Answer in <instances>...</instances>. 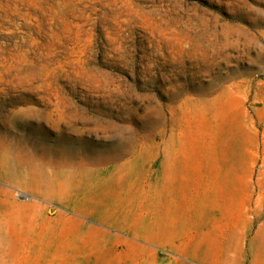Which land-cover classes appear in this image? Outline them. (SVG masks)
Returning a JSON list of instances; mask_svg holds the SVG:
<instances>
[{"label":"rangeland","instance_id":"1","mask_svg":"<svg viewBox=\"0 0 264 264\" xmlns=\"http://www.w3.org/2000/svg\"><path fill=\"white\" fill-rule=\"evenodd\" d=\"M206 152L249 227L182 197ZM263 189L264 0H0V264H264Z\"/></svg>","mask_w":264,"mask_h":264},{"label":"crops","instance_id":"2","mask_svg":"<svg viewBox=\"0 0 264 264\" xmlns=\"http://www.w3.org/2000/svg\"><path fill=\"white\" fill-rule=\"evenodd\" d=\"M205 154L204 158H197L190 166L181 165L182 179L186 180L191 175L189 194L182 197H187L186 202L201 220H209L207 215L210 213H218L222 222L226 214L244 215V226L249 227L251 221L246 217L248 205L259 201L253 188L256 179L253 162L247 158L231 157L229 152L224 156H216L220 155L218 152ZM257 193L262 196L264 189ZM263 222L259 223L258 229L262 228Z\"/></svg>","mask_w":264,"mask_h":264},{"label":"bare ground","instance_id":"3","mask_svg":"<svg viewBox=\"0 0 264 264\" xmlns=\"http://www.w3.org/2000/svg\"><path fill=\"white\" fill-rule=\"evenodd\" d=\"M117 156V155H116ZM119 156V155H118ZM120 156H121V154H120ZM111 157V156H110ZM123 157V156H122ZM116 159H117V157H115ZM115 158H114V156L112 157V159L110 158V159H108L106 162L108 163H111V162H113L114 160H115ZM112 164V163H111ZM124 175V174H123ZM26 196V195H25ZM148 214V213H147ZM150 214V213H149ZM148 214V215H149ZM122 218V217H121ZM128 218H129V215H128ZM142 218H143V216H142ZM108 219H111V218H108ZM119 219H120V217H119ZM144 219V218H143ZM122 220H124V221H126L127 220V217H125V214H124V219H122ZM114 221V220H113ZM104 232V231H103ZM104 234V233H103ZM107 235V234H106ZM263 235V234H262ZM101 258V257H100ZM99 258V259H100ZM118 260V259H117ZM95 261V260H94ZM116 262V261H115ZM111 263V262H110ZM113 263V262H112ZM104 264V263H103ZM107 264V263H106ZM114 264V263H113Z\"/></svg>","mask_w":264,"mask_h":264}]
</instances>
